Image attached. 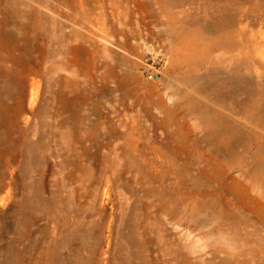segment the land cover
<instances>
[{"label":"rangeland","instance_id":"rangeland-1","mask_svg":"<svg viewBox=\"0 0 264 264\" xmlns=\"http://www.w3.org/2000/svg\"><path fill=\"white\" fill-rule=\"evenodd\" d=\"M0 264H264V0H0Z\"/></svg>","mask_w":264,"mask_h":264},{"label":"built area","instance_id":"built-area-1","mask_svg":"<svg viewBox=\"0 0 264 264\" xmlns=\"http://www.w3.org/2000/svg\"><path fill=\"white\" fill-rule=\"evenodd\" d=\"M165 52L161 47L152 48V51L139 60V70L148 81H159L165 63Z\"/></svg>","mask_w":264,"mask_h":264}]
</instances>
